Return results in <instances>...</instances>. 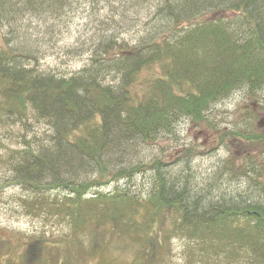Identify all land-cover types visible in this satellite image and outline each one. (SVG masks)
I'll return each instance as SVG.
<instances>
[{"label": "trees", "instance_id": "1", "mask_svg": "<svg viewBox=\"0 0 264 264\" xmlns=\"http://www.w3.org/2000/svg\"><path fill=\"white\" fill-rule=\"evenodd\" d=\"M148 1L130 4L146 13L145 36L134 44L104 37L91 48L89 63L60 76L24 68L22 58L29 57L28 53L0 46L1 83L8 82L15 97L25 95L43 116L54 118L58 128L55 147L23 161V168L33 179L54 178L68 187L74 197L67 203L72 214L91 211L82 197L90 190L113 185L120 193L122 181L126 182L124 189L137 176L147 177L144 185L150 190L137 206L144 219L151 211L161 215L167 210L168 225H173L172 213L194 229L224 222L252 237L256 257L264 261V156L261 163L245 156L238 165L241 175H235L236 169L227 173L231 183L240 180L237 189L246 186L245 192L230 194L227 188L222 190L227 182L222 170L202 175L205 181L200 185L187 163L172 165L170 159L161 157L140 160L137 153L140 141H157L184 116L195 123L212 124L213 102L234 89L245 87L257 94L264 88V0L144 3ZM71 3L0 0V27L9 16L25 14L27 9L34 8L32 13H36L44 6L60 9ZM204 13L212 17L199 20ZM200 43L213 54V67L200 60L187 66L193 45ZM156 66L158 70L152 69ZM109 77L112 81L106 82ZM0 95L8 93L1 90ZM192 153L183 150L185 156ZM92 172L96 174L85 178ZM220 175L225 178L219 179ZM232 185L228 183V188ZM124 201H105L100 207L116 216L115 206ZM148 233L146 249L150 250L160 232L152 229Z\"/></svg>", "mask_w": 264, "mask_h": 264}, {"label": "rangeland", "instance_id": "2", "mask_svg": "<svg viewBox=\"0 0 264 264\" xmlns=\"http://www.w3.org/2000/svg\"><path fill=\"white\" fill-rule=\"evenodd\" d=\"M140 1L73 0L72 6H44L36 13L30 8L23 16H9L1 25L0 46L28 53L29 57L22 58L24 68L59 76L76 71L89 63L91 48L98 40L126 39L134 44L145 36L144 9L130 7ZM211 17L212 13H204L199 20ZM193 48L186 60L188 67L197 60L207 61L208 67L215 65L208 46L200 43ZM110 81L109 77L106 82ZM10 89L8 82L0 81V93H8L0 95V264H264L256 257V241L224 222L194 229L172 213L173 225H168L167 210L161 215L151 211L144 219L137 206L150 190L144 185L147 177L137 176L124 189L126 182L122 181L120 193L113 185L90 190L82 197L91 211L69 212L67 203L74 197L68 187L54 178L33 179L23 168V161L55 147L54 139L59 140L55 119L43 116L25 95L15 97ZM209 114L212 124L195 123L184 116L157 141H140L139 159L161 157L170 159L172 165L185 162L186 168L196 172L200 185L205 181L202 175L222 170L227 179L222 190L245 192L244 184L236 188L240 181L236 178L235 187L228 188L232 183L227 173L236 169L235 175H241L238 165L245 156L262 161L264 88L257 94L245 87L234 89L213 102ZM244 135L257 138L248 140ZM187 148L194 153L185 156ZM123 199L115 206L116 216L100 207L105 201ZM152 229L160 234L154 236L155 246L148 250L147 236Z\"/></svg>", "mask_w": 264, "mask_h": 264}]
</instances>
